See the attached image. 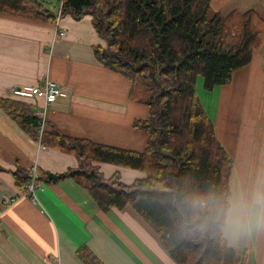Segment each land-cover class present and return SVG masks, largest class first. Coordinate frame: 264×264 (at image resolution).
Listing matches in <instances>:
<instances>
[{
	"label": "crops",
	"instance_id": "obj_1",
	"mask_svg": "<svg viewBox=\"0 0 264 264\" xmlns=\"http://www.w3.org/2000/svg\"><path fill=\"white\" fill-rule=\"evenodd\" d=\"M57 1L45 0L47 9L56 12L63 3ZM212 7L225 16L253 10L264 23V0H213ZM57 28L66 29V35L55 39ZM98 46L105 41L89 14H64L60 27L56 19L0 14V264H86L78 256L82 247L102 264H178L132 207L104 211L73 178L47 182L50 174L77 170L78 159L42 145L2 106L3 101L22 103L35 116L44 107L42 99H18L12 91L42 85L49 77L61 95L48 106L44 131L57 129L71 138L143 152L149 134L135 123L147 120L150 108L131 99L127 77L98 60ZM202 92L217 139L233 160L230 209H244L238 213L244 226L226 225L227 243L238 255L246 253L247 264H264V219L248 210L253 193L264 189V33L251 62L228 85L210 92L203 86ZM36 118L40 128L42 120ZM35 162L40 187L33 201L20 195L24 185L15 174L21 172L29 181ZM96 165L105 178L119 175L127 185L145 177L131 168ZM11 199L15 202L6 206Z\"/></svg>",
	"mask_w": 264,
	"mask_h": 264
},
{
	"label": "trees",
	"instance_id": "obj_2",
	"mask_svg": "<svg viewBox=\"0 0 264 264\" xmlns=\"http://www.w3.org/2000/svg\"><path fill=\"white\" fill-rule=\"evenodd\" d=\"M213 0H63V15L93 16L105 46L98 60L132 82L130 97L150 108L135 123L149 134L146 149L134 152L71 138L57 129L40 135L30 108L5 102L42 145L73 154L79 168L50 174L47 182L73 178L100 208L132 207L159 235L178 264H247L224 234L230 210L233 160L217 139L196 91L228 85L247 66L261 43L264 23L253 11L225 16ZM0 14L55 21L45 0H0ZM97 163L139 170L145 177L127 185L119 175L105 178ZM20 186L28 182L16 174ZM86 264H102L88 248L78 251Z\"/></svg>",
	"mask_w": 264,
	"mask_h": 264
},
{
	"label": "built area",
	"instance_id": "obj_3",
	"mask_svg": "<svg viewBox=\"0 0 264 264\" xmlns=\"http://www.w3.org/2000/svg\"><path fill=\"white\" fill-rule=\"evenodd\" d=\"M57 27H60V21L63 17V3L61 7L55 12ZM66 29H56L55 39L62 38L66 35ZM14 97L22 100H34V99H42L44 102V107L41 110L35 111V116L42 120L41 126L38 129L40 135L43 134L45 123H46V115L48 106L57 101L61 95V89L59 85L52 81L49 77H46L44 84L39 86H19L15 87L12 91ZM41 143V142H40ZM40 187L39 179H38V164H35L30 168V180L24 185L21 189L20 195L22 197H30L33 201H36L35 192L37 188ZM15 202V199L6 200L5 205L9 206Z\"/></svg>",
	"mask_w": 264,
	"mask_h": 264
},
{
	"label": "clouds",
	"instance_id": "obj_4",
	"mask_svg": "<svg viewBox=\"0 0 264 264\" xmlns=\"http://www.w3.org/2000/svg\"><path fill=\"white\" fill-rule=\"evenodd\" d=\"M248 210H250L253 214L255 219H264V189L257 190L253 193L250 201V205L248 206ZM240 211H244V209L234 207L230 209V219L227 222L228 227L230 228H237L244 226L242 223L241 217L238 214ZM237 213L233 215V213ZM245 223H251V221H246Z\"/></svg>",
	"mask_w": 264,
	"mask_h": 264
},
{
	"label": "rangeland",
	"instance_id": "obj_5",
	"mask_svg": "<svg viewBox=\"0 0 264 264\" xmlns=\"http://www.w3.org/2000/svg\"><path fill=\"white\" fill-rule=\"evenodd\" d=\"M55 1H57V0H55ZM203 86H204V79L202 76H199L197 78V81H196V91H197L199 98L202 100H205V98L203 97V95H204L203 92L201 93V87H203Z\"/></svg>",
	"mask_w": 264,
	"mask_h": 264
}]
</instances>
